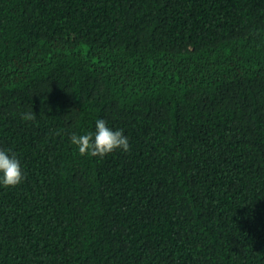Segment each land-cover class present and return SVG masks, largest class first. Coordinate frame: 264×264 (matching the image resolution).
<instances>
[{
  "label": "trees",
  "instance_id": "trees-1",
  "mask_svg": "<svg viewBox=\"0 0 264 264\" xmlns=\"http://www.w3.org/2000/svg\"><path fill=\"white\" fill-rule=\"evenodd\" d=\"M0 148V264H264V0H0Z\"/></svg>",
  "mask_w": 264,
  "mask_h": 264
},
{
  "label": "clouds",
  "instance_id": "clouds-1",
  "mask_svg": "<svg viewBox=\"0 0 264 264\" xmlns=\"http://www.w3.org/2000/svg\"><path fill=\"white\" fill-rule=\"evenodd\" d=\"M22 118L31 120L33 112L22 113ZM70 142L81 154L89 153L92 156H101L111 153L113 150L127 151L130 147L129 138L120 128L113 129L107 121L101 117L94 122V129L84 133H72ZM24 178V172L20 159L10 150L0 148V184L15 186Z\"/></svg>",
  "mask_w": 264,
  "mask_h": 264
}]
</instances>
